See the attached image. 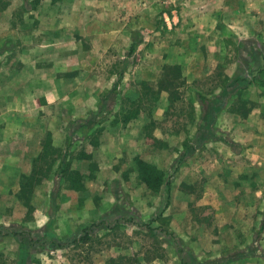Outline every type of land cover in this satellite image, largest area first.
Instances as JSON below:
<instances>
[{"label": "rangeland", "instance_id": "374dc122", "mask_svg": "<svg viewBox=\"0 0 264 264\" xmlns=\"http://www.w3.org/2000/svg\"><path fill=\"white\" fill-rule=\"evenodd\" d=\"M263 217L264 0H0V264H264Z\"/></svg>", "mask_w": 264, "mask_h": 264}, {"label": "trees", "instance_id": "16d2710c", "mask_svg": "<svg viewBox=\"0 0 264 264\" xmlns=\"http://www.w3.org/2000/svg\"><path fill=\"white\" fill-rule=\"evenodd\" d=\"M132 47L133 46H130V49H129V52H128V54L127 55H129L130 53H131V50H132ZM235 82H236V80H235ZM118 83H119V81L117 80L115 83H114V85H113V89H112V91L114 92V90H116V87H117V85H118ZM198 99L202 102V104H203V102L204 101H206V97L204 96V95H198ZM206 115H204L203 116V118H202V122H203V120H205V119H207V117H205ZM82 124V123H81ZM203 125V124H202ZM79 128H81V127H79ZM78 128V129H79ZM208 128V127H207ZM77 130V129H76ZM202 133V135H201V138H200V141H202L203 140V138H205L204 137V133L203 132H201ZM264 229V217H263V219H262V222H261V224H260V228H259V231L258 232H261L262 230ZM83 241V237H79L78 239H74V240H72V242L73 243H78V242H82Z\"/></svg>", "mask_w": 264, "mask_h": 264}, {"label": "crops", "instance_id": "0c3cea01", "mask_svg": "<svg viewBox=\"0 0 264 264\" xmlns=\"http://www.w3.org/2000/svg\"><path fill=\"white\" fill-rule=\"evenodd\" d=\"M230 127H231V126H230ZM235 127H236V126H235ZM239 130H240V129H239ZM233 132H234V133H231V136H232L233 134H235V136L238 137V138H239V137L241 138V137L245 134L244 130H242V132H240V133H242V135L238 132V129H236V130L233 131ZM258 134L261 136L262 133L259 132ZM238 140H239L240 142H242L241 139H238ZM262 142H263V141H261V143H262ZM25 143L27 144L28 141H25Z\"/></svg>", "mask_w": 264, "mask_h": 264}]
</instances>
